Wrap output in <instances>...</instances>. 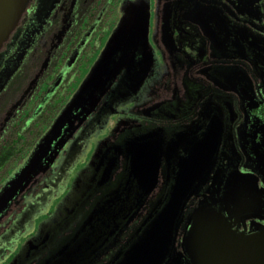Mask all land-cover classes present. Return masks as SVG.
I'll return each mask as SVG.
<instances>
[{
    "label": "flooded vegetation",
    "instance_id": "obj_1",
    "mask_svg": "<svg viewBox=\"0 0 264 264\" xmlns=\"http://www.w3.org/2000/svg\"><path fill=\"white\" fill-rule=\"evenodd\" d=\"M140 6L150 11L154 60L149 75L138 89L127 85L119 89L123 72L55 166L14 205L22 208L20 212L28 208L22 216V233L31 223L37 229L61 200L82 197L84 193L75 192V186L91 174L83 172L70 184L68 181L94 136L108 131L106 140L98 144L100 152L151 128L170 135L189 132L197 137L209 136L210 144L216 146L215 168L223 169V174L233 168L238 181L249 180L261 193L257 195V208L250 211L257 217L240 225V230L250 231L252 223L264 226V0H31L0 49V166L14 159V151L23 147L26 162L48 129L34 145L24 144L25 137L31 136L54 103H62L65 89L77 81L76 71L94 41L98 37L109 40L118 25ZM100 45L102 49L103 43ZM16 145H20L18 150ZM123 167L124 161L120 172ZM214 177L211 174L208 184ZM164 179L161 173L156 199L165 189ZM207 192L204 188L193 198L189 209H194ZM33 195L31 202L35 204L24 206L27 197ZM51 201L55 204L44 215L46 218L35 224L33 214L42 216ZM150 206L143 210V216ZM86 208L75 220V213H68L71 205L39 244L22 252L18 263H31L45 255L41 262L49 257L59 236L73 234L88 212ZM72 222L75 225L71 226ZM127 233L99 263L110 260L127 243ZM21 239L24 244L26 238ZM22 246L6 258L7 263L0 264L12 262ZM7 251L0 249V259Z\"/></svg>",
    "mask_w": 264,
    "mask_h": 264
},
{
    "label": "water",
    "instance_id": "obj_2",
    "mask_svg": "<svg viewBox=\"0 0 264 264\" xmlns=\"http://www.w3.org/2000/svg\"><path fill=\"white\" fill-rule=\"evenodd\" d=\"M30 1L0 0V49ZM149 34L147 6L138 7L118 25L79 89L24 165L1 187L0 223L36 180L55 166L123 72L119 89L122 85L140 88L153 67ZM210 139L151 128L98 151L90 164L91 175L76 185V192L84 194L73 201L68 213L74 212L76 220L86 207L88 212L73 234L57 242L56 249L39 264L99 263L150 204L127 243L106 264H264V226L252 223L250 231L240 230V225L257 217L250 211L257 208L261 193L249 180L238 181L233 168L224 174L215 168L216 146ZM161 173L165 189L156 199ZM211 174L215 177L208 184ZM204 188L208 195L189 209ZM26 210L0 235V249L9 250L21 239ZM37 217L38 213L33 214L32 220ZM7 234H11L9 240Z\"/></svg>",
    "mask_w": 264,
    "mask_h": 264
},
{
    "label": "rangeland",
    "instance_id": "obj_3",
    "mask_svg": "<svg viewBox=\"0 0 264 264\" xmlns=\"http://www.w3.org/2000/svg\"><path fill=\"white\" fill-rule=\"evenodd\" d=\"M107 41H108L107 39L100 38V37H98L94 41L92 48L90 49L88 54L85 55V57L82 59L81 66L76 71V77L78 76L77 81L72 86L65 89L64 94H63V100L61 101L62 103L56 102L52 105V107L49 110V113L47 115H45L44 119L38 123L37 128H35L32 131L31 136L25 137V143L24 144H28V145L33 144L34 145L43 136V134L46 132V130L50 128V126L52 125V123L54 122V120L56 118L55 117L56 114L62 108L64 103L65 102L67 103L69 101L71 93L78 86L80 87L82 82L85 80V78L89 74L90 70L92 69V67L94 66V64L96 63L98 58L100 57L104 47L106 46ZM101 43H103L102 49H100ZM79 87H78V89H79ZM107 132L108 131H105L102 134H97L96 136H94L92 138L88 149L84 153L81 161L78 163V165L76 166L73 173L71 174V178L68 181L69 184L71 183V181L73 180V178L77 174H80L83 172H86L88 174L90 172V168H91L90 164L94 160L95 154L97 152L98 144L103 142L104 140H106V136H109V134ZM19 146L20 145H16L15 149L18 150ZM13 155H14V159H12L10 162H8L6 164H1V166H0V189L3 186L4 179H6V178L8 179L9 177H11V175L13 173H15L18 169H20L24 165L23 162L27 156V152L25 151V148L23 147V149L21 151H18V152L14 151ZM87 168H89V169H87ZM81 177H83V175H81ZM75 188H76V186H75ZM34 195L31 197H29V196L27 197V199L23 202L24 206L29 205V203L35 197ZM57 197L60 198V195H57ZM73 201H74V199L72 198V196H68L66 199L61 200L55 207H53L52 215H50L45 222L41 223L42 219L46 218V216H44V215H46L48 213L49 209H51V206H53L55 204V202H53V204H52V201L49 202L47 204V206L45 207V209L42 211V214H41L42 216L37 217L35 220V224L41 223V225L37 229H35L34 224L31 223V225L28 227V229L25 232L21 233V237L26 238L25 243L23 244V241H24L23 239H20L17 242V244L14 243L12 245V247L7 251L6 255L4 257H1L0 263L1 262L7 263L6 258L10 254H12L16 248H19L23 244V246L20 248V251H18V253L16 254V257H14L13 261L8 263V264H19L17 260L22 255V252L26 248L31 246L32 244H39V242H41V240L43 238L44 233L49 228H52L58 224V222L63 217L64 213L67 212V210L73 204ZM19 207L20 206L13 207V209H12L11 213L8 215V217L5 218L2 223H0V235H3L8 230V228H9L8 226H10L9 225L10 222L11 221L13 222L16 219V217L19 215V213H20L19 209H22ZM87 208H86V210H87ZM144 216H145V214H144ZM136 223H139V221H137ZM73 225H75V222H72L71 226H73ZM133 227L132 228L130 227L131 231L129 230L130 232L127 233L128 235L126 236V238L132 234V230H134ZM61 236H59L60 238L58 237L59 243L63 240V237H61ZM43 257H45V255L38 257L35 261H31V263H29V262L26 263L24 261V262H22V264H39L40 263L39 261ZM106 263H107V260H106V262L103 260L99 264H106Z\"/></svg>",
    "mask_w": 264,
    "mask_h": 264
}]
</instances>
